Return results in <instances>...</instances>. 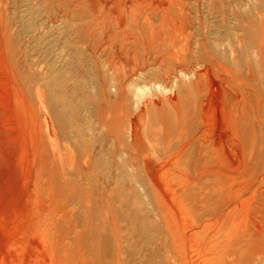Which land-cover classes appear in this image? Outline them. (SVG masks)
Here are the masks:
<instances>
[{
  "label": "rangeland",
  "instance_id": "rangeland-1",
  "mask_svg": "<svg viewBox=\"0 0 264 264\" xmlns=\"http://www.w3.org/2000/svg\"><path fill=\"white\" fill-rule=\"evenodd\" d=\"M0 264H264V0H0Z\"/></svg>",
  "mask_w": 264,
  "mask_h": 264
},
{
  "label": "bare ground",
  "instance_id": "bare-ground-1",
  "mask_svg": "<svg viewBox=\"0 0 264 264\" xmlns=\"http://www.w3.org/2000/svg\"><path fill=\"white\" fill-rule=\"evenodd\" d=\"M43 96L41 95V93H39L38 94V99H40L41 100V98H42ZM41 102V101H40ZM43 102V101H42ZM48 104H50L51 106H52V104H51V101L49 102V100H48V102H47ZM51 106H49L50 108H51ZM48 107V106H47ZM49 108V109H50ZM51 110H53L52 108L49 110V111H51ZM53 112H55V110L53 111ZM58 113V112H57ZM52 114H54V116L56 117V118H59V113L56 115V112L55 113H52ZM59 115V116H58ZM58 121H59V119H58ZM61 121V120H60ZM46 129L48 130V133H49V130H50V125L49 124H47L46 125Z\"/></svg>",
  "mask_w": 264,
  "mask_h": 264
}]
</instances>
